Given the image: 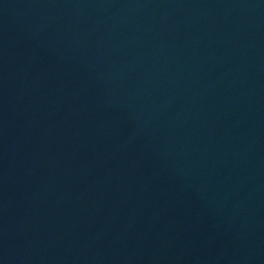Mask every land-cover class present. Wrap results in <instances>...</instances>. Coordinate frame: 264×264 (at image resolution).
I'll use <instances>...</instances> for the list:
<instances>
[{
  "label": "water",
  "instance_id": "water-1",
  "mask_svg": "<svg viewBox=\"0 0 264 264\" xmlns=\"http://www.w3.org/2000/svg\"><path fill=\"white\" fill-rule=\"evenodd\" d=\"M0 264H264V0H0Z\"/></svg>",
  "mask_w": 264,
  "mask_h": 264
}]
</instances>
